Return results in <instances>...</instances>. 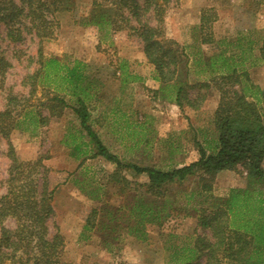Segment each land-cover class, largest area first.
Segmentation results:
<instances>
[{"label":"rangeland","instance_id":"1","mask_svg":"<svg viewBox=\"0 0 264 264\" xmlns=\"http://www.w3.org/2000/svg\"><path fill=\"white\" fill-rule=\"evenodd\" d=\"M23 1L0 0V112L8 110L14 118L13 127L6 128L7 134L0 130V199L8 195L10 169L15 165L11 176L14 187L33 184L37 189L30 199L39 202L43 192L46 204L52 207L50 216L39 225L47 229L46 240L55 234L63 238L59 264H180L178 258L172 261L173 246L191 248L197 237L208 235L198 226L202 210H212V203L224 207L232 189H248L264 198V185L249 177L244 167L217 174L206 195L200 193V177L195 174L165 188L163 203L169 219L145 224L143 239L128 234L123 224L114 234L100 231L105 203L122 207L116 216L127 213L136 203L135 197L147 198L143 186L146 179L122 170L127 187L112 183L109 176L116 168L93 158L96 150L84 134L78 133L79 123L72 111L45 108L51 95L37 80L28 78L38 73L40 58L86 65L85 75L98 83V94L90 106V123L103 145L125 164L171 170L197 161L198 147L212 146L216 140L213 118L219 94L213 87L199 94L189 93L192 99L198 95L206 98L198 111L187 107L179 110L171 101L173 94L162 97L143 44L130 30L138 26L129 4L124 7L119 0H69L66 11L62 6L66 0ZM52 3L55 6L51 8ZM138 3H148L150 12L144 19L154 26L152 11L161 6V0ZM57 7L61 10L55 14L48 11ZM104 9L110 10L105 15L107 24H98ZM204 10L214 13L216 19L209 30L199 32ZM160 18L165 38L177 43L188 58L191 85L208 81V76L197 74L194 62L216 53L212 45L201 44L204 36L211 34L215 42L242 40L249 78L264 91V57L257 59L264 41V0H180L164 5ZM228 53L237 54L239 50L228 48ZM252 63L256 65L249 68ZM64 97L72 104L68 95ZM258 107L264 120V103ZM10 149L16 160L13 165ZM97 195L100 200L91 199ZM190 195L193 197L188 200ZM29 208L36 210L33 205ZM93 209L101 212L84 229ZM115 224L105 221L103 228ZM129 224L134 227V220ZM1 227L18 234L31 232L36 226L9 216L2 220ZM36 242V237L30 244H17V240L6 249L0 244V249L10 253L3 264H32L29 260L39 254ZM14 248L18 250L12 252Z\"/></svg>","mask_w":264,"mask_h":264},{"label":"trees","instance_id":"2","mask_svg":"<svg viewBox=\"0 0 264 264\" xmlns=\"http://www.w3.org/2000/svg\"><path fill=\"white\" fill-rule=\"evenodd\" d=\"M25 1L28 3L30 0ZM119 1L122 6L126 7L129 4L131 8V17L136 20L138 27H130V30L137 34L143 44L144 56L154 68L155 79L160 85L159 93L162 97L165 94L168 95L167 93L173 94L171 101L179 110L187 107L192 111H198L206 98L198 95L192 99L189 93L196 91L199 94L202 90H209L213 87L219 94L213 118L216 140L212 146L209 144L210 146L206 148L198 147L197 161L180 168L162 170L154 166L141 167L132 163L125 164L116 155L110 153L90 123V106L98 94V83L96 79L85 75L86 65L82 62L73 61L71 65H66L54 58H40L38 73L28 78L32 82L37 80L51 95L45 106L49 111L55 106L60 109L69 108L72 111L79 123L78 133L84 134L89 144L96 150L93 158H101L116 168V171L109 176L112 183L123 184L124 189L127 187L128 181L120 174L122 170L130 171L135 176L145 177L146 184L143 186L147 198L144 199L145 196L135 197L136 203L128 208L127 213L119 216L116 214L122 207L113 208L105 203V207L101 210L100 228L102 232L106 229L110 234H114L115 228L123 224L128 234L143 239L145 224H161L169 219L168 207H164L163 203L165 188L169 185L181 184L198 174L201 182L198 189L200 193L206 195L210 193V182L217 174L234 171L238 166L244 167L249 177L264 185V120L258 107L260 102L264 103V91L255 86L249 78L245 68L247 58L244 56L246 51L241 45L242 40L237 39L233 43L215 42L211 34L204 36L201 44L212 45L216 53L207 59L199 57L194 62L199 69L197 74L208 76V81L191 85L188 58L177 43L165 38L160 18L164 12V5L177 3L180 0H161V6H155L152 11L154 26H150L149 19H144V16L150 12L148 3L141 6L138 0ZM92 5L101 9V5H97L95 1H92ZM52 6H55L54 3L51 8ZM62 6L68 11L69 0H66ZM51 8L48 11L54 14L61 10L58 7L54 10ZM104 10L99 17L101 22L98 24H107L105 15H108L110 10ZM215 19L214 13L211 15L209 10L202 11L199 32L209 30L210 24ZM223 46L224 49H221ZM228 48L238 49L239 53H228ZM250 50L251 47H249ZM263 57L264 41L258 48L257 59ZM255 65L252 63L249 68ZM64 95L72 99V104L66 101ZM9 121H11L10 125H8ZM13 124L14 118H11L8 110L0 112V130L4 134H7V130L11 129ZM9 157L12 165L15 164L16 160L11 149ZM15 168L14 165L10 169L8 195L0 199V224L5 218L13 216L19 221L26 219L34 223L36 227L31 232L21 231L18 234H12L1 227L0 244L6 249L13 247L17 240V244L26 242L30 244L31 240L36 237L35 249L39 254L37 257L32 256L29 261H32V264H59L64 250L63 238L55 234L51 240H46L47 229L39 225L50 216L52 207L46 204L43 192L41 196L39 194V202H33L30 199V195L35 197L36 194L37 188L33 184L20 183L14 187L15 179L11 176ZM15 189H18L17 193ZM51 195L52 191L49 193V198ZM192 197V195L188 196V200ZM91 199L100 200L98 195ZM29 205H33V209L36 210H30ZM223 205L224 207L212 203V210H202L204 215L199 218L198 226L206 230L208 235L197 237L191 248L173 246L172 261L178 258L180 264H264V198L262 195L248 189H232ZM100 212L95 209L91 210L84 229L88 228L89 223L95 220ZM131 220H134V227H130ZM105 221L109 224L115 222V227L103 228ZM4 249H0V264H3V261L10 256V253H5ZM17 250L14 248L11 251L16 252Z\"/></svg>","mask_w":264,"mask_h":264},{"label":"crops","instance_id":"3","mask_svg":"<svg viewBox=\"0 0 264 264\" xmlns=\"http://www.w3.org/2000/svg\"><path fill=\"white\" fill-rule=\"evenodd\" d=\"M128 83V82H127ZM156 86H157V84H156Z\"/></svg>","mask_w":264,"mask_h":264}]
</instances>
